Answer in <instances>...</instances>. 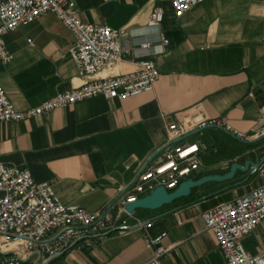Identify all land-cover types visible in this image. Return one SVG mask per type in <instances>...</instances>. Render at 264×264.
Listing matches in <instances>:
<instances>
[{
    "label": "crops",
    "instance_id": "1",
    "mask_svg": "<svg viewBox=\"0 0 264 264\" xmlns=\"http://www.w3.org/2000/svg\"><path fill=\"white\" fill-rule=\"evenodd\" d=\"M72 1L82 22L113 29L140 27L153 9L161 8L159 29L169 43L162 53L146 56L124 46L119 61L95 76L130 72L137 62L153 60L159 75L151 91L122 100L97 95L28 119L0 122L1 163L47 181L65 205L89 211L108 207L113 218L130 227L85 234L39 264H144L153 256L148 239L160 233L168 250L157 264H226L201 214L263 184L257 172L236 171L230 180L195 187L156 210L127 214L118 201L143 165L156 162L167 141L166 126L174 120L225 117L248 138L203 129L178 140L199 146L200 164L189 177L223 174L230 164L256 161L264 153V140L254 137L264 102V2L207 0L175 17L169 0ZM2 38L13 58L0 61V87L16 110L84 80L69 55L73 37L52 13ZM241 242L251 255L264 251V220Z\"/></svg>",
    "mask_w": 264,
    "mask_h": 264
},
{
    "label": "built area",
    "instance_id": "2",
    "mask_svg": "<svg viewBox=\"0 0 264 264\" xmlns=\"http://www.w3.org/2000/svg\"><path fill=\"white\" fill-rule=\"evenodd\" d=\"M175 17L207 0H169ZM263 1L264 0H259ZM52 13L73 37L69 55L82 83L58 91L41 103L16 110L0 87V122L20 121L65 107L93 96L122 100L151 91L159 75L153 60L137 62V69L118 75L95 76L109 63L119 61L123 47L139 56L158 55L168 45L160 31L161 8L153 9L146 23L137 28L113 29L107 25L82 22L72 0H0V61L8 63L13 55L3 35L27 25L39 16ZM260 129L254 137H264V102L259 109ZM203 129H219L236 140H247L244 132L233 128L225 117L169 122L167 141L157 151L154 164L146 163L125 187L119 198L124 211L126 203L148 194L154 187L172 191L199 167V146L195 142H177ZM264 177V161L255 170ZM125 212V211H124ZM203 226L209 230L222 251L226 264H264V251L249 254L242 238L264 220V183L248 194L207 208L201 214ZM148 227L150 222H137ZM111 229L126 232L124 220L113 218L108 207L89 211L77 205L63 204L47 181H36L27 169L0 162V264H39L78 242L85 234L107 233ZM165 233L148 239L153 256L144 264H157L168 248L161 245Z\"/></svg>",
    "mask_w": 264,
    "mask_h": 264
},
{
    "label": "water",
    "instance_id": "3",
    "mask_svg": "<svg viewBox=\"0 0 264 264\" xmlns=\"http://www.w3.org/2000/svg\"><path fill=\"white\" fill-rule=\"evenodd\" d=\"M263 161L264 153L260 155L256 161L247 159L243 161V163L230 164L228 170L223 174H207L197 178H186L172 191H167L163 186H156L148 194L126 203L124 211L130 214L135 209L156 210L163 205L170 204L175 199L187 197L195 187L208 182H223L230 180L233 178L236 171L245 172L250 168V174H253ZM53 257L55 256L50 257L49 260Z\"/></svg>",
    "mask_w": 264,
    "mask_h": 264
},
{
    "label": "rangeland",
    "instance_id": "4",
    "mask_svg": "<svg viewBox=\"0 0 264 264\" xmlns=\"http://www.w3.org/2000/svg\"><path fill=\"white\" fill-rule=\"evenodd\" d=\"M260 140H264V137H263V138H261Z\"/></svg>",
    "mask_w": 264,
    "mask_h": 264
}]
</instances>
